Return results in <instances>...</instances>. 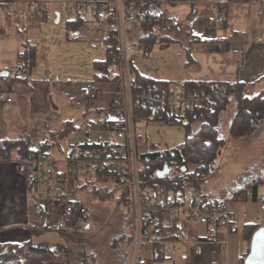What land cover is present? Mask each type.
I'll return each mask as SVG.
<instances>
[{
    "label": "rangeland",
    "instance_id": "obj_1",
    "mask_svg": "<svg viewBox=\"0 0 264 264\" xmlns=\"http://www.w3.org/2000/svg\"><path fill=\"white\" fill-rule=\"evenodd\" d=\"M39 1V0H38ZM45 5V18L32 16L28 5L25 12L26 36L37 44V64L32 72L33 86H19L7 80L0 85L3 94L9 93L19 106L18 132L11 137H18L22 133L35 134L39 140L47 136V128L58 130L68 120L72 121L76 129L62 139L52 140V155L59 157L75 143L97 142L99 139L110 138V134L103 127V113L95 110V103L100 104L101 93L95 101L85 105L84 108H70L67 105L69 97L81 103V88L85 83L93 84L100 89L98 82L94 81L95 70L92 67L94 59L101 58L104 44L98 39L96 32L84 28L78 40L65 41L67 21L77 12L75 3L96 0H41ZM79 1V2H77ZM58 13V18H57ZM57 20V21H56ZM260 21V28L263 21ZM128 33L127 47L129 53L132 49L143 53L137 44L132 43ZM263 36H249L250 42H260ZM249 42V43H250ZM135 45L134 47L132 45ZM251 44V43H250ZM250 50H246L245 61L241 76L247 81L248 94L264 91V77L253 81V66L249 59ZM140 67V66H139ZM253 81V82H252ZM116 88L114 85L113 89ZM33 90V95H32ZM102 91V90H101ZM39 94L38 97H34ZM109 100L107 103H110ZM44 111L51 114V119H32V114ZM85 113L84 115L82 113ZM234 112L233 105L228 106L222 114L218 131L221 137L227 138V127ZM48 122V123H47ZM89 123H93L91 126ZM136 145L139 151L153 149L168 150L180 145L185 139V128L182 124H168L164 121L136 117L134 120ZM195 129V127H194ZM8 133V132H6ZM59 145L61 148L58 150ZM215 164L218 173L202 186L201 194L212 200H226L233 191L247 182L257 171L264 174V121L259 130L252 136L242 139H231L227 147L219 150ZM41 194V193H40ZM119 194V193H118ZM71 196L81 198L90 207L89 226L72 227L60 233L57 225L62 224V215L58 208L49 202L48 197L41 196L45 213L43 227L44 239L49 245L61 244L70 253L68 264H121V254L126 252L127 263L131 264L133 258L132 246H126L127 230L125 227L126 207L123 202L117 203V194L110 198L100 199L92 197L90 192H78L71 189ZM188 223V222H187ZM185 223V225L187 224ZM258 228L264 230L263 225ZM257 228V229H258ZM188 235L193 238L201 237L203 226L187 224ZM237 231L227 237L228 261L235 264L237 255L245 252L242 244V227L237 225ZM190 237V236H188ZM191 238V237H190ZM177 247L182 253L179 256L166 253V257L155 264H192L188 258H183L184 247ZM246 253L249 252V242ZM84 249L87 254L94 255V260L84 258L80 251ZM190 256V254H189Z\"/></svg>",
    "mask_w": 264,
    "mask_h": 264
},
{
    "label": "built area",
    "instance_id": "obj_2",
    "mask_svg": "<svg viewBox=\"0 0 264 264\" xmlns=\"http://www.w3.org/2000/svg\"><path fill=\"white\" fill-rule=\"evenodd\" d=\"M154 1L166 9L170 5L168 0L75 3L77 12L86 16L87 28L99 32L108 30L117 41L118 51L115 58L119 60L120 75L115 83L116 88L110 92L111 102L104 107L112 116L109 114L103 122V127L110 134L109 139L114 145L106 151L98 146L83 149L69 147L61 156L55 157L52 150L49 155L39 152L44 139L39 140L38 136L32 134L30 140L37 153L27 160L30 168L36 171L37 184L49 186V202L58 208L62 216L72 220L76 227L89 225L91 209L85 202H77V199L81 198L71 196L73 187L80 193L96 190L103 199L111 192L118 196L123 193L126 207L125 227L133 249L131 264H155V254L163 251L166 255L167 251L172 249L174 241H156L153 244L154 241L150 237L152 226L158 223L160 217L165 221L177 219L203 226L206 239L212 240L221 232L234 233L237 229L235 206L250 203L256 205L259 211L248 218L247 211L242 209L240 215L247 217L245 224H264V185L255 189L248 188L238 196L231 195L228 199L219 201L194 192L170 194L157 202L151 199L144 202L142 199L134 108L148 109L151 115L156 112H168L174 118H179L188 110L196 108L213 111L216 103L212 90L226 88L222 81L214 80L209 88L196 89L185 83L157 82L138 85L136 91H133L131 67L140 56V51L135 52L133 48L129 53L127 35L139 23L140 9ZM256 4L257 15L264 19V0H256ZM29 6L32 16L41 14L42 6L37 0L31 1ZM171 30V22L165 20L161 25L156 24L149 30V34H163ZM132 40L137 44L136 37ZM101 92L95 85L85 83L81 88V103L72 97L67 99V105L70 108H84L83 98L91 103ZM0 98L5 103L12 102V99L2 92ZM53 138L58 141L59 134L55 133ZM168 167L167 175L177 177L180 174L179 165ZM145 214L149 215L148 220H145ZM52 250L57 263L68 264L70 253L65 246L56 244L52 246ZM226 250L227 244L222 242L217 251L220 256H224Z\"/></svg>",
    "mask_w": 264,
    "mask_h": 264
},
{
    "label": "crops",
    "instance_id": "obj_3",
    "mask_svg": "<svg viewBox=\"0 0 264 264\" xmlns=\"http://www.w3.org/2000/svg\"><path fill=\"white\" fill-rule=\"evenodd\" d=\"M38 2L46 8L44 1ZM28 5L29 2L25 0L0 2V85L9 80L5 76L13 70L20 43L24 39L30 40L26 36L24 18ZM256 9V0H184L170 9L167 15L173 23L178 24L170 32L163 34L167 41L155 45L142 58L138 57L132 68L143 76L163 82L229 81L237 77L247 86L241 70L246 50L251 49L249 59L253 66V81H259L264 77V19L257 15ZM259 20L263 21L261 28ZM255 34L263 36L260 42L249 41V36ZM64 40L68 41L66 37ZM97 84L102 93L99 100L101 103H95V110L109 115L110 112L104 107L111 98L110 92L115 84ZM5 95L12 102L8 104L0 98V139L15 138L11 137L12 133L18 132L21 127L20 108L9 93L6 92ZM38 96L36 93L34 97ZM51 117V114L44 111L32 114L33 120H47ZM57 146L59 150L61 147ZM49 193L48 185L37 184L33 190L28 188L16 152L11 151L8 157L0 156V243H23L31 240L37 245H49L43 236L46 231L38 228L44 226L45 217L43 204L39 199L41 196L47 198ZM235 209L237 225L242 229L247 217H242L240 211L245 209L248 218L259 211L256 205L250 203L238 204ZM179 223L182 238L174 241V246L184 247L183 258L190 259L192 264H230L228 253L220 256L217 251L222 242L227 244L229 234L221 232L212 240H207L203 227V235L193 238L186 229L187 224L191 223L184 220ZM58 226L59 224L56 228ZM241 241L245 245V252L237 255L238 261L235 264L240 262L248 247L243 233ZM168 253L179 256L182 252L177 247H172Z\"/></svg>",
    "mask_w": 264,
    "mask_h": 264
},
{
    "label": "trees",
    "instance_id": "obj_4",
    "mask_svg": "<svg viewBox=\"0 0 264 264\" xmlns=\"http://www.w3.org/2000/svg\"><path fill=\"white\" fill-rule=\"evenodd\" d=\"M11 0H0V2ZM29 3L33 0H25ZM169 7L163 8L155 1L140 9L139 23L130 31L133 33L131 39L136 37L138 48L143 54L148 53L155 45L162 44L167 41V37L163 34H156L149 30L165 20H169L172 28L175 24L168 18L170 9L184 0H168ZM40 16L45 18V9L42 6ZM86 16L76 12L73 18L69 19L66 24V40H78L80 33L84 28ZM98 39L104 44V51L101 58L92 61V67L95 70L93 77L98 83L115 84L119 80V60L115 58L117 54V41L112 36L110 31H96ZM37 44L32 43L28 39H24L18 48L15 57V63L12 72L7 74V77L12 82L27 87L33 83L32 72L37 64ZM133 91H136L138 85L153 84L157 81L153 78L143 76L133 70L131 67ZM214 81V80H213ZM221 81V80H219ZM212 81H188L185 84L191 88H209ZM225 89H213L212 94L216 103V108L209 111L205 108H196L188 110L179 118L172 117L168 112H156L151 115L148 109L134 108L135 118H145L151 120L164 121L168 124H182L185 128L184 141L168 150H158L151 148L146 151L137 150V158L140 163V191L142 199L146 202L151 199L154 202L164 199L170 194H201L202 186L207 183L218 173V166L215 164L219 150L227 147L231 139H242L254 135L262 122L264 121V91L256 94H248L247 86L237 77L229 81H222ZM85 105L89 101L83 98ZM233 105L234 112L230 118L227 133L228 137L224 138L219 135L218 125L222 114ZM103 111V110H101ZM103 113L104 121L107 119V113ZM103 121V122H104ZM93 126V123H89ZM47 136L41 143L40 151L42 154H50L52 149V140L55 133L59 134V140L65 137L68 133L76 129L74 123L70 120L58 130L49 128L47 124ZM195 127V129H194ZM114 145L109 138L99 139L97 142L75 143L71 147L83 149L86 147H101L106 151ZM16 152L21 166V172L28 188L32 190L37 187L36 171L32 170L27 163V160L32 154L37 151L32 147L29 133H22L15 138L4 137L0 139V156L8 157L10 152ZM164 165L172 166L179 165L180 174L177 177L166 175L163 177L157 176L156 172L163 168ZM264 185V174L257 171L247 182L236 188L231 195L238 196L248 188H257ZM105 186H103V189ZM92 197L103 199L96 190L91 191ZM114 195L111 192L107 198ZM117 203L125 204V195L120 193L116 198ZM78 203L85 202L83 199H77ZM151 214V213H149ZM149 219V215L145 214V220ZM62 224H59L57 230L60 233L65 232L69 226L76 227L74 222L65 216H62ZM146 224V223H145ZM258 225L245 224L243 225L242 233L247 242H250L253 232L258 228ZM181 225L177 219L165 221L160 217L158 223L152 226L150 237L154 241H178L182 237ZM126 246H131L130 238L126 234ZM152 244V245H153ZM84 258L94 260V255L87 254L84 249L80 251ZM245 253L240 262L244 263ZM165 253L162 251L154 255L155 261L164 259ZM0 264H59L54 259V254L51 245H37L33 241L28 240L23 243H0ZM121 264H128L126 252L121 254Z\"/></svg>",
    "mask_w": 264,
    "mask_h": 264
},
{
    "label": "water",
    "instance_id": "obj_5",
    "mask_svg": "<svg viewBox=\"0 0 264 264\" xmlns=\"http://www.w3.org/2000/svg\"><path fill=\"white\" fill-rule=\"evenodd\" d=\"M58 18V13H57ZM57 21V20H56ZM41 117V116H39ZM48 118V116H44ZM169 172V167L164 165L162 169L156 172L157 176H166ZM88 226H86L87 228ZM249 253L246 255L244 264H264V230L256 229L249 242Z\"/></svg>",
    "mask_w": 264,
    "mask_h": 264
},
{
    "label": "flooded vegetation",
    "instance_id": "obj_6",
    "mask_svg": "<svg viewBox=\"0 0 264 264\" xmlns=\"http://www.w3.org/2000/svg\"><path fill=\"white\" fill-rule=\"evenodd\" d=\"M250 250V249H249ZM249 253V252H248Z\"/></svg>",
    "mask_w": 264,
    "mask_h": 264
}]
</instances>
